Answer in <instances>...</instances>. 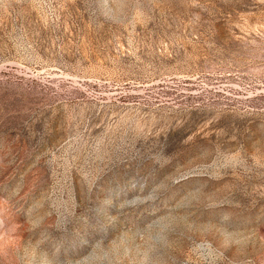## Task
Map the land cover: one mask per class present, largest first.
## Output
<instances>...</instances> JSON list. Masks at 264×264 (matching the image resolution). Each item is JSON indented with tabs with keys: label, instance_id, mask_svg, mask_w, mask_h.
Instances as JSON below:
<instances>
[{
	"label": "rangeland",
	"instance_id": "obj_1",
	"mask_svg": "<svg viewBox=\"0 0 264 264\" xmlns=\"http://www.w3.org/2000/svg\"><path fill=\"white\" fill-rule=\"evenodd\" d=\"M0 264H264V0H0Z\"/></svg>",
	"mask_w": 264,
	"mask_h": 264
}]
</instances>
